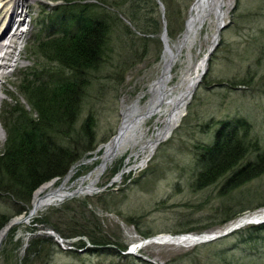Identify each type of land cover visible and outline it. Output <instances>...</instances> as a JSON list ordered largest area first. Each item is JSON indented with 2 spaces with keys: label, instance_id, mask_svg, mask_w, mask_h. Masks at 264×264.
Segmentation results:
<instances>
[{
  "label": "rangeland",
  "instance_id": "obj_1",
  "mask_svg": "<svg viewBox=\"0 0 264 264\" xmlns=\"http://www.w3.org/2000/svg\"><path fill=\"white\" fill-rule=\"evenodd\" d=\"M29 1L30 13L26 23L20 24V30L27 28V32L17 44L26 57L5 70L10 94H0V155L12 144L23 112L32 117L24 92L26 84L35 89L43 86L41 80H49L50 73L63 71L58 64L46 62L39 43L61 37L67 29L75 34L79 25L72 19L81 9H86V18L100 14L113 18L109 57L100 70L90 73L82 113L72 133V138H77L85 119L93 115L98 148L92 158L76 164L64 178L50 181L59 187L72 174L69 186L74 185L73 190L101 164L98 156L119 134L124 106L138 103L146 112L150 88L163 74V34L166 31L170 46L176 50L196 0L177 1L181 11L177 22L172 23V32L166 29L164 6L150 14L153 0H144L143 16L151 17L154 25H162L160 33L146 37L123 14L128 4L121 9L114 6L121 0ZM224 1L227 26L172 136L159 145L143 168L136 169L146 156L138 153L141 143L157 134L164 117L149 120L137 144L108 165L92 195L66 198L59 205L40 210L28 223L15 225L1 243L0 264H223L224 257L235 263L264 264V231L250 234L252 225L209 243L142 245L151 238L185 235L183 231L188 230L195 236L199 230L202 234L224 232L241 218L264 213L262 206L233 223L218 226L217 216L226 206L234 211L264 203V174L227 196H221L220 189L230 173L205 189L195 188L203 168L202 147L213 143L219 122H243L248 127V144L258 142L264 148V0ZM213 34V25L207 23L191 50H185L173 68L172 86L188 70L194 74L212 45ZM56 140L65 141L61 136ZM257 153L252 149L243 163L255 161ZM123 169V176L113 182ZM33 199L30 210L16 216V200L0 196V213L12 219L26 217L33 209ZM45 236L52 237L54 244H44V255H29L31 243ZM137 247L142 248L132 250Z\"/></svg>",
  "mask_w": 264,
  "mask_h": 264
},
{
  "label": "trees",
  "instance_id": "obj_2",
  "mask_svg": "<svg viewBox=\"0 0 264 264\" xmlns=\"http://www.w3.org/2000/svg\"><path fill=\"white\" fill-rule=\"evenodd\" d=\"M143 1L121 0L115 2L114 6L121 9L128 4L122 9L123 14L145 37L158 34L162 25L160 22L154 25L151 17L143 16L141 7ZM177 1L153 0V8L149 11L150 14L155 13L159 5L164 6L166 13L163 14L168 23L166 29L171 32L172 23L177 22L181 11L180 2L177 4ZM85 13L86 9H81L72 19V23L79 25L75 34L67 29L64 30L63 36L49 37L37 46L44 54L46 62L58 64L63 71L50 73L49 80L46 82L41 80L39 84L42 83L43 86L38 85L35 89L26 84L24 92L30 102L32 117L29 118L23 112V120L18 124V129L16 128L12 144L0 155V196L16 200L18 206L16 216L30 210L33 195L42 185L54 179L61 180L76 164L92 158L98 148L95 144L96 121L93 115L85 119L77 138L73 139L72 133L82 113L86 92L91 83L90 73L100 70L109 57L113 18L107 14L86 18ZM183 31L182 28L180 34ZM45 72L43 69L41 73ZM64 72L68 74L64 75ZM247 135L248 127L243 122H219L213 143L202 147L203 168L196 179V189H205L230 173L220 189V195L227 196L264 174V148H260L258 142L249 145ZM56 136L63 137L64 144L56 140ZM252 149L258 152L256 160L243 163ZM262 206L264 203L252 207L244 206L234 211L230 206H226V210L220 211L217 216V219H220L218 226L233 223L246 213ZM11 220L12 217L0 213V231ZM50 227L59 232L57 228ZM249 231L250 234L263 232L264 224L252 225ZM190 232L193 230L183 231L186 234ZM202 232L199 230L198 234ZM48 242L54 244L52 237H38V241L31 243L28 254L44 255L45 250L42 248ZM223 264L241 263L224 257Z\"/></svg>",
  "mask_w": 264,
  "mask_h": 264
},
{
  "label": "bare ground",
  "instance_id": "obj_3",
  "mask_svg": "<svg viewBox=\"0 0 264 264\" xmlns=\"http://www.w3.org/2000/svg\"><path fill=\"white\" fill-rule=\"evenodd\" d=\"M29 2V0H0V94H10L6 87L7 75L5 70L11 66H17L18 61L26 57L22 51L17 49L18 40L23 36V32H17V30L13 33L12 31L17 24L26 23L31 9ZM220 5H222L221 10ZM226 6L224 0L223 2L220 0H198L192 6L189 19L187 20L186 32L178 46L175 47L176 50L170 46L168 39L166 41L167 48L164 55L163 74L150 88L151 100L146 112L139 108L138 103L132 106H124L119 134L104 147L102 155L98 156V158L102 159L101 164L93 173L81 178L78 187L73 190L74 185L69 186L72 174L65 178L59 187L56 186L55 182H49L41 186L34 194L32 209V211L36 210L34 215L42 209L59 205L73 192L78 193L80 196L92 195L108 165L116 157L137 144V141L143 135V128L146 123L155 117H164L163 126L158 130L157 134L151 140L141 143V149L138 153L146 154V156H144L136 169L143 168L150 161L159 145L167 141L180 125L195 86L202 79L207 61L204 57L197 65L194 74H191L188 70L175 86L171 85L173 68L185 50L188 52L191 50L192 45L207 23L213 25V37L216 34L215 31L219 19L227 24L228 14ZM2 102L3 98L0 95V106ZM119 179H116L115 182L119 181ZM31 218L23 219L20 224L28 223ZM250 221L263 222L264 213L241 218L231 224L230 227L240 226V228H243L248 225H254ZM5 231L6 228L0 232V239ZM196 237L195 235H190V237L164 235L156 239L159 242L162 241L168 244H183L198 243ZM205 237H200L199 239ZM140 248L142 247L133 248L132 250L137 251Z\"/></svg>",
  "mask_w": 264,
  "mask_h": 264
},
{
  "label": "water",
  "instance_id": "obj_4",
  "mask_svg": "<svg viewBox=\"0 0 264 264\" xmlns=\"http://www.w3.org/2000/svg\"><path fill=\"white\" fill-rule=\"evenodd\" d=\"M198 0L195 1V3L197 2ZM221 2H223V0H220ZM194 3V4H195ZM220 10L222 9V5H220ZM221 12V11H220ZM227 24H225L224 22H221V20L219 19L218 20V24H217V28H216V34L215 36L213 37V41H212V45L207 53V55L205 56V59L207 61L206 63V69L203 71V74H202V78L203 76L206 74V71H207V64H208V61L210 59V56L213 54V52L216 50L217 46L219 45V40H220V34L221 32L226 28ZM163 41L165 43V50L167 48V45H166V41H167V35H166V31L165 33L163 34ZM201 80L198 82V84L195 86V89L193 91V93L195 92L196 88L198 87V85L200 84ZM192 97V96H191ZM117 137V136H116ZM114 137V139L116 138ZM125 172V169H123L119 174L118 176L116 177V179H119L121 178V175ZM116 179L113 181L115 182ZM54 181V180H53ZM76 196H80L78 193L76 192H73L71 193L67 198H73V197H76ZM36 210L34 211H31L26 217L25 216H22L20 218H14L12 219L2 230H4L6 228V231L3 235V237L0 239V246H1V243L3 241V239L5 238V236L8 234V232L15 226V225H18L22 222L23 219H29L32 217V215H34ZM252 224L254 225H258L259 223L261 224L262 222H253V221H250ZM264 222V221H263ZM240 229V226L238 227H230L228 228L227 230H225L224 232H216V233H212V234H201V235H198L196 237V241H198V243H209V242H213V241H216V240H219L223 237H226L228 236L229 234L233 233L234 231ZM1 230V231H2ZM0 231V232H1ZM49 235L55 237L57 240L59 239L58 236H56L54 233H48ZM180 236H186V237H190L189 234H185V235H180ZM206 236L205 238L203 239H199L200 237H204ZM176 237H179V236H176ZM156 238H159V237H156ZM156 238H151V239H148L146 240L144 243H142V245H146V244H149V243H157V244H161L163 243L162 241H158ZM58 242H62V240H58ZM129 254H133V251H130Z\"/></svg>",
  "mask_w": 264,
  "mask_h": 264
}]
</instances>
